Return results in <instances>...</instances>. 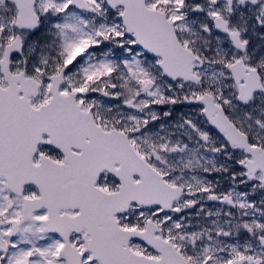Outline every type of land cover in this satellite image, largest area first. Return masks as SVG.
Instances as JSON below:
<instances>
[{
	"label": "snow or ice",
	"instance_id": "obj_1",
	"mask_svg": "<svg viewBox=\"0 0 264 264\" xmlns=\"http://www.w3.org/2000/svg\"><path fill=\"white\" fill-rule=\"evenodd\" d=\"M0 264H264V0H0Z\"/></svg>",
	"mask_w": 264,
	"mask_h": 264
}]
</instances>
